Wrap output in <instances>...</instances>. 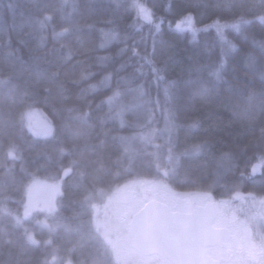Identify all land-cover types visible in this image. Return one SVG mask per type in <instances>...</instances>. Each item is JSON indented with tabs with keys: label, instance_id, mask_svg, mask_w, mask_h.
Here are the masks:
<instances>
[{
	"label": "trees",
	"instance_id": "16d2710c",
	"mask_svg": "<svg viewBox=\"0 0 264 264\" xmlns=\"http://www.w3.org/2000/svg\"><path fill=\"white\" fill-rule=\"evenodd\" d=\"M32 111L51 135L29 132ZM145 180L264 197V0H0V264H116L111 200L86 201ZM42 181L55 210L24 215ZM249 223L260 252L240 262L264 264Z\"/></svg>",
	"mask_w": 264,
	"mask_h": 264
},
{
	"label": "rangeland",
	"instance_id": "374dc122",
	"mask_svg": "<svg viewBox=\"0 0 264 264\" xmlns=\"http://www.w3.org/2000/svg\"><path fill=\"white\" fill-rule=\"evenodd\" d=\"M189 26V21L187 23L183 21L179 29L185 31L190 28ZM212 27L217 30L220 42L223 45L229 44L225 31L232 29L233 26L214 23ZM26 122L27 129L33 136L48 137L51 135V123L40 111L30 112L26 117ZM261 165L263 163L255 165L253 172H257ZM66 174L67 172L64 173V175ZM133 186L137 188L130 190L126 187H120L110 193L97 192L86 201V206L97 214L99 212L98 205L111 200L106 208L111 212L109 217L113 219L112 221L118 222L114 225V228L108 227L99 232L101 241L105 244L108 254L112 256L116 264H175L159 255L141 256L128 247L126 235L130 228L131 217L137 214L152 197L161 201L165 197L166 200L168 199L169 208L172 205H178L179 211H189L194 205L213 204L214 201L206 199L205 195L172 191L168 186L151 180H145L133 184ZM175 194L176 196H174ZM56 196L57 188L55 185L43 181L33 183L27 191L24 215L36 212H53ZM157 203L160 204L161 202L157 201ZM215 204L219 209V213L214 226L228 231L229 241L225 247H212L207 251L208 255L212 257L216 264H241L240 260L245 262L246 258L239 257L238 253L254 258L257 245L253 240L254 232L249 221H264V197L251 203L239 202L236 207L232 205L224 206L222 201L215 202ZM249 208L250 210H248ZM98 221H102V219L100 218ZM99 236L96 235L95 237L98 239Z\"/></svg>",
	"mask_w": 264,
	"mask_h": 264
},
{
	"label": "flooded vegetation",
	"instance_id": "af4514ba",
	"mask_svg": "<svg viewBox=\"0 0 264 264\" xmlns=\"http://www.w3.org/2000/svg\"><path fill=\"white\" fill-rule=\"evenodd\" d=\"M176 196V194L174 195ZM160 201L161 203H157ZM164 202V203H163ZM171 202V201H169ZM145 208L142 218L136 221H179L175 222L173 228V241L163 249L150 248L149 255H159L167 258L175 264H216L207 251L214 246L225 247L229 241L228 231L216 228V221L219 209L215 202L213 204L194 205L189 211H179L178 205L168 206V199L163 197L162 201L152 197L141 210ZM188 241H182L184 239ZM198 250L201 254L198 253Z\"/></svg>",
	"mask_w": 264,
	"mask_h": 264
},
{
	"label": "water",
	"instance_id": "95a60500",
	"mask_svg": "<svg viewBox=\"0 0 264 264\" xmlns=\"http://www.w3.org/2000/svg\"><path fill=\"white\" fill-rule=\"evenodd\" d=\"M145 208L130 221V228L126 235L129 248L142 255H149L150 248L163 249L173 241V228L179 221H136L142 218ZM182 241H188L186 238ZM198 253L201 252L198 250Z\"/></svg>",
	"mask_w": 264,
	"mask_h": 264
}]
</instances>
